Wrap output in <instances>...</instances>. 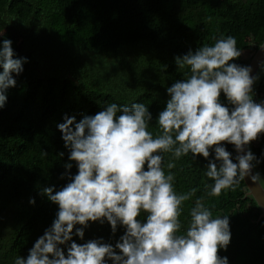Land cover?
Segmentation results:
<instances>
[{"label":"trees","instance_id":"obj_1","mask_svg":"<svg viewBox=\"0 0 264 264\" xmlns=\"http://www.w3.org/2000/svg\"><path fill=\"white\" fill-rule=\"evenodd\" d=\"M0 32V40L13 41L17 58H28L0 109V264H13L17 256L27 257L56 217L58 205L41 190H59L69 182L61 175L78 171L57 128L64 115L79 121L110 103H143L153 114L149 131L156 132L167 87L187 71L177 69L175 57L231 35L242 51L234 62L246 66L264 42V0H0ZM254 77L253 99L264 101V64ZM221 102L227 104L223 94ZM224 146L237 162L234 146ZM248 150L259 161L252 162L253 171L264 186V133ZM214 155L212 150L210 158ZM172 159L165 154L166 173ZM69 162L70 170L65 168ZM207 163L189 154L171 169L178 194L198 189L183 205L181 232L195 200L203 197L213 218L229 216L231 242L220 256L229 264H264L260 207L244 180L235 191L209 197L205 184L213 182L205 176ZM124 231L118 227L113 234L107 221L90 222L84 240L73 239L84 243L102 237L114 245Z\"/></svg>","mask_w":264,"mask_h":264},{"label":"clouds","instance_id":"obj_2","mask_svg":"<svg viewBox=\"0 0 264 264\" xmlns=\"http://www.w3.org/2000/svg\"><path fill=\"white\" fill-rule=\"evenodd\" d=\"M12 45L11 39L0 40V109L28 59L17 58ZM241 55L236 38L228 35L176 56L177 69L187 71L167 87L169 98L156 117V132L149 131L153 114L143 103H110L79 121L65 114L57 128L78 171L62 174L69 182L59 190H41L58 205L56 217L27 257L17 256L13 264H229L219 254L231 242L229 216L213 218L199 197L181 232L183 205L198 189L178 194L171 169L182 156H202L208 161L205 176L213 182L205 184L209 197L235 191L246 176L260 184L259 173L252 174L257 158L245 147L264 133V101L253 99L257 77L251 67L234 62ZM225 144L234 146L237 162ZM165 154L173 157L167 173ZM105 221L113 234L118 227L125 229L114 245L102 237L84 243L73 239L84 240L90 222Z\"/></svg>","mask_w":264,"mask_h":264},{"label":"water","instance_id":"obj_3","mask_svg":"<svg viewBox=\"0 0 264 264\" xmlns=\"http://www.w3.org/2000/svg\"><path fill=\"white\" fill-rule=\"evenodd\" d=\"M264 61V42L258 47V49L254 52L250 61L246 64V66H250L252 71L251 75L254 76L262 62ZM245 152H247V146L245 147ZM236 155L238 154L235 150ZM252 174L254 175V171L252 169ZM244 182L248 188V194L252 195L257 202L258 206L261 209V216H264V189L260 188V184L257 182H253L251 180V176H246ZM262 186V185H261Z\"/></svg>","mask_w":264,"mask_h":264},{"label":"rangeland","instance_id":"obj_4","mask_svg":"<svg viewBox=\"0 0 264 264\" xmlns=\"http://www.w3.org/2000/svg\"><path fill=\"white\" fill-rule=\"evenodd\" d=\"M262 69V68H261ZM261 71H259V73H260Z\"/></svg>","mask_w":264,"mask_h":264}]
</instances>
